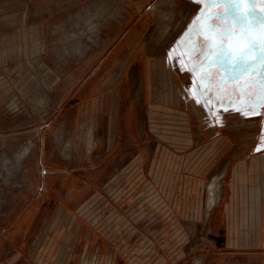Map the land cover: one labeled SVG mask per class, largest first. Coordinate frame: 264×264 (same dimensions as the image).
Listing matches in <instances>:
<instances>
[{
  "label": "rangeland",
  "instance_id": "rangeland-1",
  "mask_svg": "<svg viewBox=\"0 0 264 264\" xmlns=\"http://www.w3.org/2000/svg\"><path fill=\"white\" fill-rule=\"evenodd\" d=\"M201 9L244 43L223 0H0V264H264V69Z\"/></svg>",
  "mask_w": 264,
  "mask_h": 264
},
{
  "label": "snow or ice",
  "instance_id": "snow-or-ice-1",
  "mask_svg": "<svg viewBox=\"0 0 264 264\" xmlns=\"http://www.w3.org/2000/svg\"><path fill=\"white\" fill-rule=\"evenodd\" d=\"M217 0H197V4L204 3H216ZM224 3L232 6V12L230 19L232 23L239 25V34L243 36L244 43H238L237 47L226 46L224 43V37L229 40L237 36L236 32L231 31V24L226 25L224 31L218 32L215 25L210 23H202L207 21L212 13H206L204 9H201V14L194 18V22L201 24V28L198 29L201 35L209 37V47H215V51L211 53H205V60L214 59L220 57L221 59H227L230 65H235L237 61H241L247 67L241 68V72L254 71L255 64L259 63L261 69H264V15L260 18L249 17V10L241 8V5L249 4L255 5L257 0H223ZM260 3H264V0H259ZM189 28H192V24H189ZM257 29L253 31V29ZM209 29L211 32L209 33ZM173 49H169L168 56L173 57ZM191 50L193 52L199 51L198 43H193ZM259 53V55H257ZM176 58H173L175 63ZM204 63L200 62L195 65V68L200 69L204 67ZM183 70V66H181ZM261 93L262 95L257 99L256 103H264V80L261 81ZM253 101H249L252 103ZM255 111V109H253ZM264 139V136L261 137Z\"/></svg>",
  "mask_w": 264,
  "mask_h": 264
},
{
  "label": "flooded vegetation",
  "instance_id": "flooded-vegetation-1",
  "mask_svg": "<svg viewBox=\"0 0 264 264\" xmlns=\"http://www.w3.org/2000/svg\"><path fill=\"white\" fill-rule=\"evenodd\" d=\"M211 6H212V3H208V8H209V10L211 9ZM246 7H247V4H244V5H241V8L242 9H246ZM222 9V6H219L218 8H217V11H220ZM253 16L251 15V17L250 18H252ZM255 29V28H254ZM257 30V29H256ZM245 42V41H244ZM257 55H258V53H257ZM29 149H30V142H28V143H26L25 145H23V149L22 150H20L19 152H18V154H17V159H21L24 155H25V153H27L28 151H29Z\"/></svg>",
  "mask_w": 264,
  "mask_h": 264
},
{
  "label": "crops",
  "instance_id": "crops-1",
  "mask_svg": "<svg viewBox=\"0 0 264 264\" xmlns=\"http://www.w3.org/2000/svg\"><path fill=\"white\" fill-rule=\"evenodd\" d=\"M257 210H258L257 211V220H258V223L260 225L261 222H262L261 220L264 219V211L261 213V208L260 207ZM262 227H264V225Z\"/></svg>",
  "mask_w": 264,
  "mask_h": 264
},
{
  "label": "bare ground",
  "instance_id": "bare-ground-1",
  "mask_svg": "<svg viewBox=\"0 0 264 264\" xmlns=\"http://www.w3.org/2000/svg\"><path fill=\"white\" fill-rule=\"evenodd\" d=\"M212 186H213V184L211 183V184H210V188H212Z\"/></svg>",
  "mask_w": 264,
  "mask_h": 264
}]
</instances>
